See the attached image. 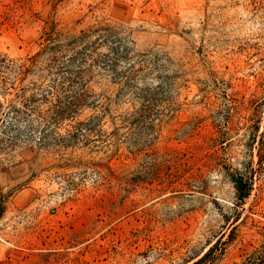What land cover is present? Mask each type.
<instances>
[{
  "label": "rangeland",
  "instance_id": "obj_1",
  "mask_svg": "<svg viewBox=\"0 0 264 264\" xmlns=\"http://www.w3.org/2000/svg\"><path fill=\"white\" fill-rule=\"evenodd\" d=\"M0 236V264H264V0H0Z\"/></svg>",
  "mask_w": 264,
  "mask_h": 264
},
{
  "label": "trees",
  "instance_id": "obj_2",
  "mask_svg": "<svg viewBox=\"0 0 264 264\" xmlns=\"http://www.w3.org/2000/svg\"><path fill=\"white\" fill-rule=\"evenodd\" d=\"M235 189L237 192V197L241 200L245 199L249 194V187L250 185L241 178H237L234 180ZM212 249H209L198 261L194 262L193 264H202L210 255Z\"/></svg>",
  "mask_w": 264,
  "mask_h": 264
},
{
  "label": "built area",
  "instance_id": "obj_3",
  "mask_svg": "<svg viewBox=\"0 0 264 264\" xmlns=\"http://www.w3.org/2000/svg\"><path fill=\"white\" fill-rule=\"evenodd\" d=\"M0 242H5V240L0 236Z\"/></svg>",
  "mask_w": 264,
  "mask_h": 264
}]
</instances>
